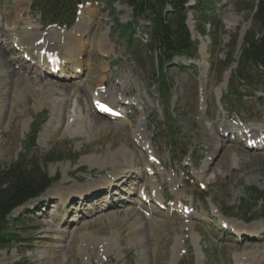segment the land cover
Listing matches in <instances>:
<instances>
[{"label":"rangeland","instance_id":"obj_1","mask_svg":"<svg viewBox=\"0 0 264 264\" xmlns=\"http://www.w3.org/2000/svg\"><path fill=\"white\" fill-rule=\"evenodd\" d=\"M257 1L215 0L214 11L221 21L216 37L202 36L197 30L196 15L188 14V25L199 45L196 59L189 62L175 58L174 65L163 72L173 83L171 112L179 143L175 151L163 132L167 127L160 125L165 109L153 78L158 68L155 56L142 46L132 53L127 36L114 25L115 18L123 25L132 21L133 9L127 2L78 0L75 23L61 28L42 23L40 13L33 10L34 0L30 1V10L20 15L16 12L17 0H0V29H7L13 21L11 26L17 29L14 35L13 27L6 30L10 34L5 37L6 55L12 60L11 67L31 79L9 84L11 81L4 82L0 77V167L22 155L26 163H38L39 172L54 180L40 197L8 217L9 231L16 237L0 241V264H58L59 259L62 264H264V232L251 235L264 226V213H254L261 202L254 207L250 201H243L252 188L264 192V144L251 148L241 138L246 126L264 127V93L257 91L261 96L258 99L240 87L244 92L242 100L228 98L229 81L237 67L244 36L253 27ZM192 4L194 0H189L188 5ZM90 18L94 22L87 32L96 37H92L82 56L86 70L79 73V79L69 77L66 71L60 72L61 77L50 73L45 78L48 75L42 67L43 53L34 40L24 38L23 44L18 40L30 22L31 30L35 26L44 34L54 30L64 36L77 26L88 25ZM101 34L108 38V56L99 49ZM136 37L144 41L148 35L138 30ZM63 50L69 51V45L65 44ZM231 55L235 61L226 67ZM180 62L182 67L178 66ZM98 75L104 76L101 88L112 91L113 104L126 115L119 122L95 111L92 95L100 89L96 85ZM37 80L76 87L66 97L62 93L47 96L36 87ZM45 111V118H40L43 124L37 146L27 149L34 122ZM72 115L75 118L69 121ZM89 120L93 124L86 126ZM68 122L78 129L74 136L71 131H63ZM94 122L107 123L108 127L100 130ZM131 125L142 128L147 146L161 164L150 162L145 146L131 133ZM258 139L263 140L264 135ZM217 145V154L211 158ZM186 149L191 151L178 155ZM131 151L135 153V174L131 179L126 180L127 173H122L107 188L74 196L64 205L61 198L49 193L53 187H64V193L73 185L82 187L111 177L109 174L118 165L130 162ZM52 152L60 159L44 163V157ZM93 154L98 155V161L81 162ZM181 157L183 161L179 163ZM167 172L178 178L182 196L178 204L173 183L163 175ZM143 175L146 178L142 180L139 176ZM152 183L161 187L162 200L148 194L152 193ZM143 186L148 192L140 190ZM183 212L187 214L185 219ZM49 221L61 233L47 232ZM238 225L246 228L243 233L236 232ZM72 227H79V231L69 236ZM82 234L87 235L84 238ZM109 238L115 248L106 254Z\"/></svg>","mask_w":264,"mask_h":264},{"label":"trees","instance_id":"obj_2","mask_svg":"<svg viewBox=\"0 0 264 264\" xmlns=\"http://www.w3.org/2000/svg\"><path fill=\"white\" fill-rule=\"evenodd\" d=\"M77 0H34V8L38 10L47 22L70 26L75 19ZM127 2L133 9V19L127 25L121 24L118 18L114 19L115 25L127 36L130 47H144L147 52L155 56L158 68L153 71L158 86L161 103L170 108L172 100V84L163 73L164 67L179 56L194 59L198 53V42L193 40L187 25V15L191 11L196 15L197 30L201 35H218L221 21L214 11V0H196L194 6L187 7L189 0H121ZM257 10L253 16V27L246 32L237 67L232 74L228 98L243 99L245 91L264 92V0L256 4ZM144 21V28L141 24ZM211 31H208V28ZM138 30L148 35L144 42L136 37ZM236 43V41H235ZM234 43V46L236 45ZM134 49L132 53H134ZM235 60L233 55L226 63L228 67ZM240 85V86H239ZM256 97V96H255ZM165 116L167 128L164 129L170 146L175 149L178 143L175 126L171 121L172 115ZM46 112L44 113V115ZM38 119L31 130L27 149L37 146L38 134L41 123ZM189 151V150H188ZM43 162L48 164L59 160L53 152L44 157ZM38 163L25 162V157L19 155L8 166L0 167V241L8 242L16 237L9 231L10 220L8 217L17 207L31 199L39 197L53 184L47 175L39 172ZM243 201H250L254 207L259 202L261 206L254 213H264V192L252 188L244 195ZM252 215V214H251ZM248 217L246 221H250ZM15 221V220H13Z\"/></svg>","mask_w":264,"mask_h":264},{"label":"bare ground","instance_id":"obj_3","mask_svg":"<svg viewBox=\"0 0 264 264\" xmlns=\"http://www.w3.org/2000/svg\"><path fill=\"white\" fill-rule=\"evenodd\" d=\"M30 1L31 0H17L16 12H17L18 15H20V14H22V13H24L26 11V9L30 5ZM92 20L93 19L90 18V22L88 23V25L86 23V25L84 27H82V28H79L78 26L75 27L73 29V32L64 35L65 37L62 36L63 33L61 35V34L55 32L54 30H49L48 32H46L44 34L43 32L40 31V29H38V27L36 28L35 26H32V30H31V25H33V24H32V22H30V23L27 24L26 28H24V30H22L23 32H22V34H20L18 36V40L20 41L21 44H23L24 38L25 39L32 38L34 40V45H36V47L39 50V52H41L42 50L45 52V55H44V58H43V64L44 65H42V67L44 66V68H46V74L47 75L49 74L48 70H49V68H50V66L52 64H50V66H49V64H48V62L46 60H48V58L51 57L52 60H57L58 63L60 62L57 65H61V67L70 69L71 73H70L69 77H74V78H78L79 79V77H81V76L77 73V71H82V70L85 71L86 70L85 65H84L85 61L83 60L82 56H84L87 53V48H88L90 42L92 41V37L93 36L96 37V34L90 35L87 32V30L89 28H91L92 25H93L94 21H92ZM13 23H15V22L13 21L12 24L8 23L7 29H9L10 27H13V26H11V25H14ZM28 26H30V27H28ZM7 29H0V77L3 78L2 80H4V82L11 81V83H9V84H12L14 82H15V84H18V82H20L21 80L30 81L31 79L29 80V78L26 76V73H23V72H21V70H17L15 68H13L14 66L11 67L10 62L12 60L6 55V52L8 51V47L5 44L6 43L5 37L10 36V34L6 31ZM12 32H13V35L15 34V32H17V29H16L15 26L12 28ZM19 32H20V30H19ZM100 36L101 37H100V41H99L100 42L99 49H100V51L102 52L103 55L108 56L109 52H110L109 51L108 38L105 35H102V34ZM97 37H98V35H97ZM65 44L69 45V47H70L69 51H64L63 50L64 47H65ZM17 68L21 69V66H19ZM100 75H98L97 78H96V85H100V89L99 90L96 89L94 91L93 95H92L93 96V100H95L94 103L98 102V104H99L101 102H106V103H109V104L112 105L113 101H114V100H112L113 99L112 98L113 97V93H112V91L110 89H105V90L101 89V86L104 84V76L101 77ZM45 78H49V75H48V77H45ZM6 84H8V83H6ZM35 84L37 85L36 87H39V89L42 92V94H45L47 96H49V95L52 96L54 94H61L62 93L63 96L66 97V95H68L70 92L75 90L74 88L76 87L75 84L59 83V82H54V81H51V82L45 84L41 80H37ZM226 85H227V80L223 83L222 88L224 89L226 87ZM5 90L7 91V89H5ZM85 95L82 94L83 97ZM93 100H92V102H93ZM73 117L75 118V115L70 116L69 121H71ZM119 118L120 117H116L117 120H115V121L119 122ZM124 118H125V116H123V118H121V119H124ZM76 121L79 122V118ZM83 121H84V119H83ZM86 123H87L86 126H88V124L91 125V124H93V120H89V122H86ZM94 124H95V128H99L100 130H105L104 128L108 127L107 123L94 122ZM80 125H78V126L80 127ZM127 125H129V124H127ZM81 127H80V129H81ZM123 127H125V126H123ZM246 127H247V129L243 130V132L245 134H247V136L251 137L252 139H257L261 135H264V127L263 126L258 127V126H254V125H249V126H246ZM130 128H131V133H133L135 136H137V138L139 139L140 143L145 146L147 153H149V155H154L155 159H158L157 154L153 153V150L151 149L150 145L147 146L148 144H147V141L145 140L146 138L143 135L142 128L136 127L134 125H131ZM75 130H78V129L76 127H74V124L72 126H70V122H68L66 128L63 131H66V132L71 131V134L73 135ZM219 146L217 145L215 150L212 149L213 151L211 153V156H212L211 158L216 156ZM96 156H98V155L97 154H93V156H91L89 158L87 157L86 159L81 160V162L89 161L91 164H93L94 160L98 161V159H99ZM129 160H130V162L128 161L125 164L118 165L115 168L114 172H112V174H109L111 177L105 176V177L101 178L100 180H98L96 182L89 183V184H87L85 186H82V187L80 185H73V186L69 187L64 193H63V188L64 187H61V188L58 187V186L57 187H53L52 189L49 190V193L55 198H57V197L61 198L60 201H62V204L64 205V204H66L68 202L69 198H72L74 196L78 195V196H82L83 197L87 193L94 194L95 192H99L100 191L99 189L102 188V187H106L107 188V186H109L113 182V179L115 180V178H117L122 173H127V177L128 178H126V180H129L135 174V171H133L135 169V167H134L135 166V153H134V151L130 152ZM148 166H149V168L152 169V165L150 163L148 164ZM146 167H147V165H146ZM163 175H166L167 178L169 179V182L173 183L174 190H175V192L177 193V196H178L177 201H176L175 204H178L180 201H182V199H180L182 196H181V194L178 191V186H179L178 185V178L175 177L174 175L170 176V174H168V172L165 173V174L163 173ZM139 178H141L143 180V179L146 178V176L145 175H143L142 177L139 176ZM152 184H153V189L157 188V190H153L152 189V193L148 192V194L150 196H153V195L156 194L154 196V199L155 200H157V199L162 200L164 195L160 191L161 187L157 186L155 183H152ZM144 187L145 186H143L141 189H144ZM156 191H157V193H156ZM49 196L50 195H48V197ZM63 198H66V199H63ZM122 206H124V205H122ZM186 212L182 213L184 219L187 216ZM189 215H192L191 212H189ZM79 221H81V220H79ZM223 222H224V220H223ZM48 224L50 226H49V229L47 230V232H59V233H61L60 229L58 230V229H54L53 228L52 223H50V221H49ZM245 229L246 228H244L243 226H239L238 225L237 228H236V232L243 233ZM78 231H79V227L73 228L71 231H68L69 236L76 235V233ZM44 232H45V230H44ZM263 232H264V226L260 227L256 231L252 232L251 235L252 236H260V234L262 235ZM63 233H65V232H63ZM86 235L87 234H82V236L84 238H85ZM46 237L51 238L48 235ZM90 239H91V237H90ZM107 241H108V244L106 246V252H105L106 254L109 253L110 251H112L113 248H115L114 247L115 245L113 243V239L109 238V239H107ZM64 254L65 253H63V257L65 256ZM59 263L62 264L60 259H59L58 264Z\"/></svg>","mask_w":264,"mask_h":264}]
</instances>
